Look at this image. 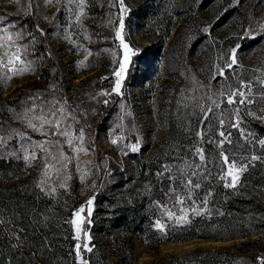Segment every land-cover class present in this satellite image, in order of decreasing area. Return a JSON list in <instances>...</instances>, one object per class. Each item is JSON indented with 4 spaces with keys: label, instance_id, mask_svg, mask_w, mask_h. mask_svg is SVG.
Segmentation results:
<instances>
[{
    "label": "rangeland",
    "instance_id": "obj_1",
    "mask_svg": "<svg viewBox=\"0 0 264 264\" xmlns=\"http://www.w3.org/2000/svg\"><path fill=\"white\" fill-rule=\"evenodd\" d=\"M203 1L124 0L125 10L121 11L120 0H84L83 15L77 22L76 16L81 10L68 0H51V3L30 0L27 11L20 8V0H0V9L33 15L40 31L47 35L62 78L59 84L65 93L63 99L56 96L58 84L46 80L40 58L30 53L27 43L16 38L13 25H9L0 12V29L7 26L16 44L22 46V51L26 49V59L31 61L30 71L9 81L3 78L4 73L0 70V135L10 130L22 131L34 142L47 141L45 147L53 154L63 151L72 157L58 177L54 175L55 169L49 171L53 176L50 183L57 187V192L50 196L41 192L38 186L43 178L45 160L28 162L16 158L21 143L30 147L28 141L9 138L5 146H0V205L3 209L0 212L3 240L0 264H71L78 256L76 247L72 252L68 248L74 240L75 246L80 244L84 258L86 254L100 260L105 253L101 247L113 243V238L101 231L108 218L106 211L128 208L139 200L137 196H147L150 192L148 185L144 188L135 185L138 162L166 160V156L159 159L154 154L162 147H200L209 145L206 143L209 138H218L221 130L218 127L219 111L217 115L209 116L211 125L205 128L199 111L192 108L193 98L208 93L214 99L226 100V96L221 97L219 93L227 91L226 85L235 88L238 79L251 80L253 92L259 93L258 80L264 77V45L237 55L239 46L234 47V44L245 37L264 34V3L233 0L228 8L238 10L218 24L219 16L226 10H222L223 1L214 0L202 7ZM121 19L124 23L121 35L130 49L121 92L99 95L114 88L115 72L124 58L125 50L116 36ZM249 32L252 36H248ZM3 38L4 33L0 30V39ZM233 49L237 64L228 68L226 62ZM3 52L4 49H0V55ZM222 64H225L224 72L219 75ZM31 95L43 96L45 100L55 97L61 104L67 101L76 119L68 117L65 123L73 129L84 130L83 145L88 151H81L77 159L74 148L67 146L64 137H45L40 131L29 128L27 121L20 119L18 114L31 103ZM105 100H108L107 104ZM41 106L46 112L50 110L47 104ZM233 107L235 105L220 104V110L226 116ZM240 107L244 108L243 105ZM249 108L252 114L241 112V127L250 133L248 141L235 128L225 131L226 135L231 132L233 141L232 145L225 144V149L230 156L247 164L239 173L235 189L225 186L230 178H220L223 172L214 149L205 156L211 177L221 180L225 189L254 198L264 207V182L254 185L241 181L254 161L264 160V146L258 143L259 139H264V121L257 118L261 115L257 111L258 105ZM33 122L38 124V121ZM172 124L175 125L173 130ZM201 130L204 131L203 140L196 135ZM44 131H48L47 127ZM54 140L60 143H53ZM112 140L117 144L111 143ZM133 144L137 151L131 150ZM235 148L236 152H233ZM35 150L39 152V149ZM252 156L257 159H250ZM169 158L174 165L183 163L176 164L183 160L181 157ZM217 162L218 166L215 165ZM61 183L65 184L64 188L60 187ZM21 192L26 194L22 196ZM194 197L196 206L200 207V200ZM89 199L93 200L91 205L87 203ZM80 207L85 209L81 214L85 223L77 240L71 221ZM180 207L167 202V208L176 216L181 215ZM204 207L206 211L201 215L189 210L186 222L169 218L165 208L159 207L158 220L165 225V231L159 230L156 224L146 226H154L160 233V242L148 243L144 237L118 232L114 238L133 243L135 264H162L170 259L171 264H178L199 248L224 250L243 241L257 240L260 243L243 251L224 250L227 252L223 255L225 260L216 264H264V209L246 215L244 221L232 223L241 224L243 230L248 231L251 226L258 230L241 236L217 229L219 211ZM15 216L20 220H15ZM10 224L24 225L14 227ZM6 238L16 240L20 246L17 257L4 247ZM85 245L92 251L88 252ZM252 254L257 258L254 259Z\"/></svg>",
    "mask_w": 264,
    "mask_h": 264
},
{
    "label": "snow or ice",
    "instance_id": "obj_2",
    "mask_svg": "<svg viewBox=\"0 0 264 264\" xmlns=\"http://www.w3.org/2000/svg\"><path fill=\"white\" fill-rule=\"evenodd\" d=\"M51 3V0H48ZM69 4H75L79 8L80 14L76 16L77 22L80 21L81 16L83 15V6L84 0H68ZM239 0H237V3ZM261 3H264V0H260ZM124 0H120L121 11H124L123 8ZM75 14V13H74ZM124 28L123 19L119 22V28L116 31V36L120 40V46L123 47L124 58L123 61L118 66V71L115 72L117 77L114 88L109 91L99 93V95L110 96L113 92L119 94L121 90V83L124 78V73L127 68L129 61L130 49L129 45L125 43L124 37L121 35V31ZM4 33V38L0 39V49H4L3 55H0V70L4 73V79L6 81L11 80L14 76H23L26 71H30L31 61L26 59V49L22 51V46L16 44V41L13 39V35L9 33L7 26H4L0 29ZM248 36H252V33L249 32ZM16 38H20V34H16ZM14 49V50H13ZM230 59L226 62L228 68H232L233 65L237 64L236 50L233 49L229 53ZM223 67L219 68L218 74L223 75ZM258 83L261 85L259 93L253 92V83L251 80H241L238 79L237 85L235 88L229 87L226 85L227 91H221L219 96H226V100L214 99L213 95L205 93L201 97H194V103L192 108L198 110L200 113V120L204 122V127L208 128L211 125L209 119L210 115L218 116V138L212 139L209 138L206 143L215 145V148L218 149L216 152V159L220 161L219 167L221 168L223 175L220 178L223 180L225 178H230V182L227 183L226 187L235 188L237 181L239 180V173L242 172L247 166L246 162L243 160H238L236 156H230L227 149L224 145H232L233 141L231 139V132L228 131L227 135L225 131L227 128L237 129L240 136L248 141L250 138V133H247L243 127H241V112L243 111L244 115L252 114L250 112L249 106L258 105L257 111L261 115L257 118L264 121V77H261L258 80ZM30 104L24 110L22 114H18V117L22 120L27 121V126L33 131H40L41 134L45 137H64L65 142L68 147L74 148V152L78 154L81 151L87 152L83 145L84 130L73 129L71 125L65 123V120L68 117L76 119L74 110H71L67 106V101L61 104L60 100L57 98H52L51 100H45L43 96L31 95L29 97ZM37 101L41 103L38 104ZM27 103V102H26ZM105 104L108 103V100L104 101ZM225 103L227 105H235L231 113L225 115L224 111L220 110V104ZM42 104H47L49 109L47 112L45 108L42 107ZM241 105L244 106L241 109ZM54 109V110H53ZM227 119L228 124L225 125V120ZM38 121V124L33 122ZM47 127L48 131H44ZM201 140H203L204 131H198L196 133ZM9 138H18L20 141H28L30 147H25L23 143L20 144L19 148L16 151V158L23 159L25 161L31 162L34 160L44 159L45 164L43 168L42 176L43 178L39 182V188L41 192H44L46 195H53L57 192V187L53 186L50 183L53 180V176L49 174L51 169H55L54 175L57 177L62 170L66 169L67 163H69L72 157H68L64 154L63 151H58L53 154L49 148L45 147L47 141H32L31 137L27 133L22 131L10 130L5 135H0V146L6 145V140ZM53 143H60L59 140L52 141ZM111 143L117 144L116 140H112ZM259 145L264 146V139H259ZM63 147V145H61ZM35 149H39L37 152ZM132 151H137V146L135 144L131 145ZM43 154V155H41ZM250 159H257V157L252 156ZM239 165V166H238ZM78 167V166H77ZM167 173L168 180V189L164 192V197L166 200L164 202H157L158 207L165 208L166 214L169 218H175L177 221H185L190 210L195 215H201L203 211H206L204 207L207 205L208 200L206 197L210 196V192H205L203 197H200L197 193V190L201 188V183L204 180H207L208 177L212 175V172L209 170V165L207 162V157L205 156L204 148L197 147L193 145V155L190 158H184L183 166H176L175 172L172 168L165 165L163 171L157 173L158 176H162ZM66 174V173H65ZM199 177V180L194 182L193 178ZM61 188L65 187V184H60ZM196 196L200 199V207L196 206V200L193 197ZM172 202V206L180 207L181 215L176 216V214L169 208H167V201ZM93 202L92 199H89L87 203L91 205ZM187 205L188 207H184ZM85 211L84 207H80L78 211L75 212V219L71 221L75 225L76 230V239H80L82 232V225L85 223V217L81 214ZM91 215V208L88 210V216ZM156 227L165 231V225L161 224L160 220H156ZM85 235H87L85 233ZM90 239V237H89ZM77 255L80 254V244L76 246ZM85 248L88 252L92 251V248L85 245ZM80 264H87V262L81 257Z\"/></svg>",
    "mask_w": 264,
    "mask_h": 264
},
{
    "label": "trees",
    "instance_id": "obj_3",
    "mask_svg": "<svg viewBox=\"0 0 264 264\" xmlns=\"http://www.w3.org/2000/svg\"><path fill=\"white\" fill-rule=\"evenodd\" d=\"M20 1V8L27 11V6L30 0ZM212 1L214 0H204L202 2V7H205ZM222 1V10H226L219 16L217 21L218 24H221L222 22L227 20L234 14L235 11L238 10V8L236 7L228 8L232 5L233 0ZM0 12L5 21L9 25H13V30L15 31V33H19L22 41L28 44L30 53H32V55L35 54L36 57L40 58L43 76L49 82H55V84H58V92H56V96H58L59 99H63L65 93L62 92L63 88L59 84V82L62 81V78L60 77L58 63L53 55L52 50L50 49L47 35L40 31L37 21L35 20L33 15L25 13L24 15L20 12H12L3 8L0 9ZM251 23L250 25H252ZM33 45L35 46V48ZM262 45H264V34H261L255 38L245 37L243 39H240L239 42H236L234 44V47L239 46V49L237 50V55H239L243 50H247L250 52ZM224 65L225 64H222L223 68ZM226 72L230 73L229 70H226ZM174 128L175 125L172 124L171 129L173 130ZM200 147L204 148L205 153H210L212 152L211 149H214L213 153L215 152V156L216 152L218 151V149H216L214 146H210V144H203ZM233 152H236V148ZM154 154L155 156H158L159 159L165 156L167 158L166 160L160 161L154 160L151 162H138L136 167L137 179L135 180V185L139 186V188H144L145 185H148L150 188L149 194L147 196H137L139 200H135V202L131 203V206H129L128 208L119 207L113 211H106L108 218H106L105 224H103L101 231H103L107 236L112 237L113 243H107L106 245H104L105 247H101L99 243L96 242L99 247L104 248L105 253L98 261H96L94 257L86 256L85 254L84 260L87 262V264H135L136 259L134 258L133 243L130 240L119 241L118 239H115L114 237L116 235V232L122 233L126 236L137 235L139 237H144L145 241H147L148 243L160 242V233L154 228V226H146V224H155L156 220H158V215L161 213V209H159L157 202H164L166 200L163 194L168 189V174L165 173L162 176H158L157 173L163 171V167L165 165L172 168L173 172H175V168L177 165H174L175 163L169 160V157H175L178 159L181 157L183 158V160L184 158H190L193 155V147L184 146L180 149L176 146L169 148L162 147ZM183 160H178L176 164L180 163ZM218 164V162L215 163L216 166H218ZM179 166L182 167L183 163ZM199 179V177L193 178L194 182ZM241 181H247L254 185L262 184L264 182V160L254 161L249 169L244 172ZM205 192L211 193L210 196L206 197L208 200V203L206 205L207 209L211 211H219L218 214L220 215V217L217 219V224H215V227H217V229L225 232L230 231V235H232L233 233H237V235L241 236H248L250 232L253 233L255 231H258L254 226H251V228H249V230L247 231L243 230V226L241 224H232L235 222L239 223L241 221H244L246 215L248 214H257L258 209L263 210L264 207L259 202H257V200L239 194H234V190L225 189V186L221 180L211 176L208 177L207 180H204L201 183V188L197 190V193L200 197H203ZM21 193L22 196L26 194V192ZM194 198L195 197H193V199ZM2 211L3 209L0 205V212ZM14 218L15 220H20V217L18 216H15ZM10 225L16 227L18 225L24 224ZM211 225L213 226V224H209V226ZM258 243L260 242L257 240L243 241L239 244H234L229 248H225L224 250L227 251L229 249H238L239 251H243L244 249H247L248 247L254 246ZM2 244L3 240L0 236V247L2 246ZM75 244V240L72 242V244H69L68 248L70 252L74 251ZM4 247L6 248L8 253H10L12 256L17 257V252L20 246L17 244L16 240L6 238ZM222 250L223 249L211 251L199 248L196 249L192 254L183 258L182 261L178 264H216L221 260H225L223 255H226L227 252H224V250ZM107 253H109V255H107ZM252 257L256 259L257 255L252 254ZM71 264L77 263L75 261H72ZM162 264H171V259L165 261Z\"/></svg>",
    "mask_w": 264,
    "mask_h": 264
},
{
    "label": "water",
    "instance_id": "obj_4",
    "mask_svg": "<svg viewBox=\"0 0 264 264\" xmlns=\"http://www.w3.org/2000/svg\"><path fill=\"white\" fill-rule=\"evenodd\" d=\"M120 92H121V90H120ZM81 257H83V259H84V255H83L82 252H80V254H79L78 256H76V263H77V264H80V259H81Z\"/></svg>",
    "mask_w": 264,
    "mask_h": 264
}]
</instances>
